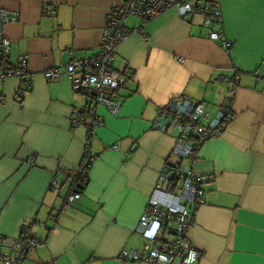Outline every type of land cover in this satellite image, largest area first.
<instances>
[{
    "label": "crops",
    "instance_id": "crops-1",
    "mask_svg": "<svg viewBox=\"0 0 264 264\" xmlns=\"http://www.w3.org/2000/svg\"><path fill=\"white\" fill-rule=\"evenodd\" d=\"M123 1L0 0V8L20 13L4 26L10 64L28 59L24 77L0 79V236L10 241L24 223L40 220L27 264H148L119 255L150 241L139 230L149 196L165 165L180 163L205 178L204 203H188L196 212L188 235L201 255L194 264H264V0H220L219 28L231 48L207 36L200 12L183 17L173 7L127 22L137 31L118 46L114 64L133 73L120 111L99 106L105 121L94 129L82 196L64 213L53 209L73 188L88 138L87 127L72 122L87 98L65 73L67 51L78 58L97 51L107 13ZM54 67L58 81L44 75ZM237 71L234 88L225 78ZM178 97L203 104L211 117L222 107L234 113L219 136L185 158L174 152L178 130L155 126L159 109ZM172 264L185 263L178 257Z\"/></svg>",
    "mask_w": 264,
    "mask_h": 264
},
{
    "label": "built area",
    "instance_id": "built-area-1",
    "mask_svg": "<svg viewBox=\"0 0 264 264\" xmlns=\"http://www.w3.org/2000/svg\"><path fill=\"white\" fill-rule=\"evenodd\" d=\"M173 7H176L183 17L194 15L196 12L202 13L205 16L204 27L208 29L207 36L213 40H221L226 48L234 45L233 41L227 39L223 30L219 28L223 22L220 0H124L121 5L111 8L107 13L101 45L97 51L82 58L74 57V49L67 51L70 59L65 64V73L70 78L74 91L87 98L83 107L75 108L72 117L75 127L84 125L88 129L85 163L77 171L86 180L89 179L88 170L94 159L91 150L94 129L105 121L104 116L98 111L99 106L105 107L109 114L117 115L123 98L122 89L133 78L132 71L119 70L114 66L118 46L137 31L127 26V19L135 15L148 21ZM50 10L54 15L56 8L52 7ZM19 18V12L0 8V79L9 76L24 77L28 73L26 57L21 56L17 65L10 64V43L4 30L7 23L19 21ZM146 39L149 40L150 37L147 36ZM178 59L183 58L178 57ZM44 75L49 80L58 81L61 71L58 67H54L45 71ZM240 79L239 71L225 78L226 82L234 88L237 87ZM21 97L22 94L19 98ZM233 117L232 111L224 107L211 117L203 104L192 102L186 97H178L159 109L155 126L162 130L170 127L178 130L179 138L174 152L181 158H185L193 155L201 143L219 136ZM114 147L120 148L119 144ZM134 149L135 146L132 145L130 150ZM30 161L32 162L33 159L31 158ZM57 178L55 177L53 186L58 180L60 181L59 177ZM170 181L174 183H168L169 188L162 186L163 183ZM204 182L205 178L192 169L180 163H167L149 196L139 224V230L150 241L142 250L123 249L119 257L127 262L148 264H172L178 257H181L185 264L199 262L200 252L188 235L196 212L188 209V203L194 204L197 209L204 203L205 191L202 186ZM174 184L182 185L180 193L172 191ZM81 191L76 185L71 188L63 201L64 211L81 198ZM33 227L34 221L24 223L20 235L10 241L0 236L1 246L10 242L6 250H0V262L27 264L29 250L40 242Z\"/></svg>",
    "mask_w": 264,
    "mask_h": 264
},
{
    "label": "trees",
    "instance_id": "trees-1",
    "mask_svg": "<svg viewBox=\"0 0 264 264\" xmlns=\"http://www.w3.org/2000/svg\"><path fill=\"white\" fill-rule=\"evenodd\" d=\"M229 109V108H228ZM231 110V109H230ZM232 111V110H231ZM232 113H233V111H232ZM233 116H234V113H233ZM89 166L87 165V168H88ZM88 178H87V180L82 176V174L80 173V172H78L76 175H74V177H73V179L71 180V182H72V185L74 186V185H76L77 187H80L81 188V190L85 187V185L87 184V182H88ZM74 182H76V184L74 183Z\"/></svg>",
    "mask_w": 264,
    "mask_h": 264
},
{
    "label": "water",
    "instance_id": "water-1",
    "mask_svg": "<svg viewBox=\"0 0 264 264\" xmlns=\"http://www.w3.org/2000/svg\"><path fill=\"white\" fill-rule=\"evenodd\" d=\"M59 179H61V177H59ZM63 184L64 183H62V185L61 186H59V188H61L62 186H63ZM79 190H81V188L79 187ZM65 198V197H64ZM53 209L54 210H56L57 211V214H61V213H64L65 211L63 210V203L61 204V205H58L57 203H54L53 204ZM41 225V226H43L44 225V223L43 222H41L40 220H36V221H34V225Z\"/></svg>",
    "mask_w": 264,
    "mask_h": 264
},
{
    "label": "rangeland",
    "instance_id": "rangeland-1",
    "mask_svg": "<svg viewBox=\"0 0 264 264\" xmlns=\"http://www.w3.org/2000/svg\"><path fill=\"white\" fill-rule=\"evenodd\" d=\"M143 21V19L135 16V15H131L128 19L127 22L129 25H135V24H139ZM167 235V234H166Z\"/></svg>",
    "mask_w": 264,
    "mask_h": 264
}]
</instances>
